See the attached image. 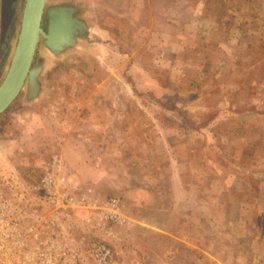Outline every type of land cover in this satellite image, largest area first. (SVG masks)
Returning a JSON list of instances; mask_svg holds the SVG:
<instances>
[{"label":"rangeland","instance_id":"obj_1","mask_svg":"<svg viewBox=\"0 0 264 264\" xmlns=\"http://www.w3.org/2000/svg\"><path fill=\"white\" fill-rule=\"evenodd\" d=\"M56 4L89 38L58 59L38 46L41 95L0 115V191L22 203L58 155L84 199L66 223L110 264H264V0H142L140 25L101 0ZM164 7L162 40L148 20Z\"/></svg>","mask_w":264,"mask_h":264},{"label":"built area","instance_id":"obj_2","mask_svg":"<svg viewBox=\"0 0 264 264\" xmlns=\"http://www.w3.org/2000/svg\"><path fill=\"white\" fill-rule=\"evenodd\" d=\"M34 195L12 202L0 191V264H110L113 253L104 240L78 238L64 216H75L79 198L63 163L54 156L47 173L33 186Z\"/></svg>","mask_w":264,"mask_h":264},{"label":"water","instance_id":"obj_3","mask_svg":"<svg viewBox=\"0 0 264 264\" xmlns=\"http://www.w3.org/2000/svg\"><path fill=\"white\" fill-rule=\"evenodd\" d=\"M48 0H24L16 46L4 79L0 84V115L26 89V101L33 102L42 93V59L34 66L38 46L54 59L78 48L89 38L90 27L79 17L80 8L71 4L47 7ZM18 0H1L0 40L14 25ZM8 46V45H7ZM8 56V55H7Z\"/></svg>","mask_w":264,"mask_h":264},{"label":"crops","instance_id":"obj_4","mask_svg":"<svg viewBox=\"0 0 264 264\" xmlns=\"http://www.w3.org/2000/svg\"><path fill=\"white\" fill-rule=\"evenodd\" d=\"M101 1H102V4H105V7L108 11V14L106 16L107 21H108V18H110L109 13L118 14V17L119 16L122 17L123 12L125 11L124 15H125V13L127 14V12H131V15L133 17V21L131 22L132 24H134V21H135V23L136 22L139 23V24L137 23V25H140V21H141L140 20V13H141V9H143V8H141L142 7V0H137L136 3H135V0H132V1H134V2H132V5H131L132 8H129L131 0H101ZM91 2H92V0H91ZM182 2L183 1H179L178 4H180ZM143 4H146V0H143ZM202 7H204V5ZM164 8L165 9H164L163 13L160 12V14L158 13V15L157 14L152 15V16H150V21L148 20V22H149V30L148 31L149 32H151V31L155 32L156 36L158 35L157 38L162 39V40L166 39V36L169 34L170 28H171L172 24L174 23L171 15L166 10V7H164ZM104 10H105V8H104ZM118 17H117V20H118ZM125 17H126V15H125ZM114 20H115V17H114ZM120 21H121V19L119 20L117 25L123 23L122 21L121 22ZM158 22H159V24H164L165 26H167L166 27L167 29L165 31H163L164 29H160V30H158V32H156L157 29H155V28H156V25L158 24ZM137 31H138V33L142 34V30L140 31V29H139ZM103 33H106V31H103ZM68 178H69V181L71 182V184L74 187H76V185H77L76 176L72 174Z\"/></svg>","mask_w":264,"mask_h":264},{"label":"flooded vegetation","instance_id":"obj_5","mask_svg":"<svg viewBox=\"0 0 264 264\" xmlns=\"http://www.w3.org/2000/svg\"><path fill=\"white\" fill-rule=\"evenodd\" d=\"M19 2V0H18ZM18 4V3H17ZM0 9H1V0H0ZM18 7L16 9V14L13 20V23L15 24L16 18H17V14H18ZM22 12V11H21ZM0 19H1V14H0ZM13 27L14 25H12L9 30L6 33V36L4 38V40L1 42L0 40V74H1V70L3 69V67L7 64L8 61V56L10 54V47H11V34L13 33ZM8 45V46H7ZM8 55V56H7ZM11 61V60H10ZM10 64V63H9ZM9 67V66H8ZM8 70V69H7ZM7 73V72H6ZM6 75V74H5ZM5 77V76H4Z\"/></svg>","mask_w":264,"mask_h":264}]
</instances>
